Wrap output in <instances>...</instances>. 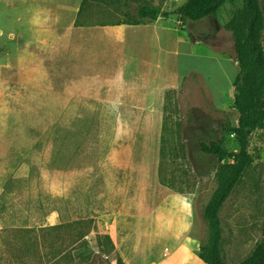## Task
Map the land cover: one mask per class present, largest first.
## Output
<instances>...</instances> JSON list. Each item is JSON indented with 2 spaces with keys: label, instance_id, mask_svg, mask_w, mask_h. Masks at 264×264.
Segmentation results:
<instances>
[{
  "label": "rangeland",
  "instance_id": "374dc122",
  "mask_svg": "<svg viewBox=\"0 0 264 264\" xmlns=\"http://www.w3.org/2000/svg\"><path fill=\"white\" fill-rule=\"evenodd\" d=\"M111 1L92 4L82 21H112ZM169 1L176 9L187 0ZM34 4L0 0V264H185L201 255L217 183L198 141L237 122L239 68L225 25L242 0L172 22L171 53L154 55L172 70L161 105L160 86L147 101L131 85V33L126 43L121 33H34L21 16ZM250 152L254 163L219 214L224 264L245 263L264 243V130Z\"/></svg>",
  "mask_w": 264,
  "mask_h": 264
},
{
  "label": "trees",
  "instance_id": "16d2710c",
  "mask_svg": "<svg viewBox=\"0 0 264 264\" xmlns=\"http://www.w3.org/2000/svg\"><path fill=\"white\" fill-rule=\"evenodd\" d=\"M227 0H187L177 8L183 22H198L215 17ZM100 0H83L82 10L91 9ZM113 20L96 25H138L142 19L156 20L162 13L160 6L143 0H112ZM231 33L239 71L234 79L233 109L237 122L227 120L221 125V136L198 141L200 151L215 162L217 187L203 210V223L209 232V247L200 258L205 264H224L221 257L222 228L220 211L242 179L247 168L254 163L250 152V138L264 130V0H242V7L225 25ZM163 144V142H162ZM165 157V145L161 147ZM165 159V158H164ZM163 164L159 179L163 184ZM174 188V185H170ZM243 264H264V243L257 246Z\"/></svg>",
  "mask_w": 264,
  "mask_h": 264
},
{
  "label": "crops",
  "instance_id": "0c3cea01",
  "mask_svg": "<svg viewBox=\"0 0 264 264\" xmlns=\"http://www.w3.org/2000/svg\"><path fill=\"white\" fill-rule=\"evenodd\" d=\"M82 2L83 0H35L33 8L26 6L24 11L21 10V16L27 24L35 23L34 33H121L123 43L127 42L128 34L131 33L134 50L130 63L131 85L137 87L139 93L146 94L147 101H151L154 87L160 86L161 105L165 101L166 89L170 88L172 70L170 67L166 70L160 63L156 65L154 55L156 51L162 56L171 53L167 37L169 33H178L172 22H176L179 27L185 23L176 14L181 5L173 9L169 0H163L160 5L156 2L154 4L160 6L161 12L168 13L169 16L163 17L161 14L156 20L144 18L138 25H95L82 21L90 10H82ZM38 23H42V29H38ZM186 242L191 244L190 241ZM189 256L184 261L185 264L195 258L201 259L199 254ZM164 261L163 264H166V260Z\"/></svg>",
  "mask_w": 264,
  "mask_h": 264
}]
</instances>
